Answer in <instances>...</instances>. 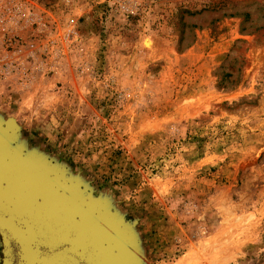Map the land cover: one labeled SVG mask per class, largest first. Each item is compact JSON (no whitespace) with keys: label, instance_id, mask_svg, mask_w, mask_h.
<instances>
[{"label":"rangeland","instance_id":"rangeland-1","mask_svg":"<svg viewBox=\"0 0 264 264\" xmlns=\"http://www.w3.org/2000/svg\"><path fill=\"white\" fill-rule=\"evenodd\" d=\"M27 1L43 24L11 46L0 0L12 146L104 201L138 264H264V0Z\"/></svg>","mask_w":264,"mask_h":264},{"label":"water","instance_id":"water-1","mask_svg":"<svg viewBox=\"0 0 264 264\" xmlns=\"http://www.w3.org/2000/svg\"><path fill=\"white\" fill-rule=\"evenodd\" d=\"M0 120V264H138L136 239L106 203L38 154L12 146Z\"/></svg>","mask_w":264,"mask_h":264},{"label":"built area","instance_id":"built-area-1","mask_svg":"<svg viewBox=\"0 0 264 264\" xmlns=\"http://www.w3.org/2000/svg\"><path fill=\"white\" fill-rule=\"evenodd\" d=\"M5 10L7 14V22L10 24L8 33V42H11V46L17 44L19 29H24L30 24L34 25L38 22V28H41L43 21L38 16L31 14V7L27 0H5ZM15 26L17 32H15Z\"/></svg>","mask_w":264,"mask_h":264},{"label":"bare ground","instance_id":"bare-ground-1","mask_svg":"<svg viewBox=\"0 0 264 264\" xmlns=\"http://www.w3.org/2000/svg\"><path fill=\"white\" fill-rule=\"evenodd\" d=\"M146 44H147V45H150V42H149V41H146Z\"/></svg>","mask_w":264,"mask_h":264}]
</instances>
